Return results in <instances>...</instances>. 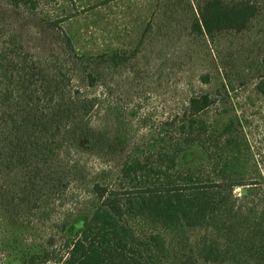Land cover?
Wrapping results in <instances>:
<instances>
[{
    "label": "trees",
    "instance_id": "16d2710c",
    "mask_svg": "<svg viewBox=\"0 0 264 264\" xmlns=\"http://www.w3.org/2000/svg\"><path fill=\"white\" fill-rule=\"evenodd\" d=\"M5 1L31 11L40 4ZM257 10L252 0H205L190 26L210 38L243 29ZM16 39L0 24V154L27 167L41 192L56 166L63 192L79 180L88 212L82 224L68 211L61 252L35 247L22 253V264H264V195L254 201L252 193L264 180L247 175L258 171L249 163L254 150L237 129L238 115L207 116L219 102L231 105L229 80L191 94L165 128L135 140L128 109L107 81L125 53L79 52L65 37L59 53L36 56ZM76 78L89 87L101 81L104 90L88 93ZM252 91L264 97V73ZM94 147L122 154L119 166L91 167L85 157ZM194 149L201 160L184 161Z\"/></svg>",
    "mask_w": 264,
    "mask_h": 264
},
{
    "label": "rangeland",
    "instance_id": "374dc122",
    "mask_svg": "<svg viewBox=\"0 0 264 264\" xmlns=\"http://www.w3.org/2000/svg\"><path fill=\"white\" fill-rule=\"evenodd\" d=\"M204 1L40 0L31 11L0 0V24L5 35L14 34L24 50L36 56L59 53L65 37L79 52L125 53L127 62L113 65L107 81L113 97L128 109L135 140L165 128L162 122H171L191 94L213 92L223 76L232 86L231 105L219 102L221 109L211 106L207 116L218 122L240 117L237 129L254 150L249 163L257 164L259 171L247 175L264 180V97L252 91L264 73V0H252L258 10L243 29L218 31L210 38L190 26ZM54 17L59 21L53 22ZM205 75L207 82L202 81ZM75 84L88 93L104 90L101 81L89 87L76 78ZM122 156L94 147L85 159L95 170L115 169ZM0 157V264H22V253L35 247L61 252L68 211L74 210L76 223L83 224L88 216L80 207L85 199L81 182L72 178L69 191L63 192L56 166V177L41 184V192L40 183L28 179L27 167ZM200 160L196 149L184 157ZM260 188L252 192L254 201L264 195V184ZM234 191L239 195V188ZM259 207L264 209V202Z\"/></svg>",
    "mask_w": 264,
    "mask_h": 264
},
{
    "label": "water",
    "instance_id": "95a60500",
    "mask_svg": "<svg viewBox=\"0 0 264 264\" xmlns=\"http://www.w3.org/2000/svg\"><path fill=\"white\" fill-rule=\"evenodd\" d=\"M239 190H240V194H244L246 192V187L242 186Z\"/></svg>",
    "mask_w": 264,
    "mask_h": 264
}]
</instances>
